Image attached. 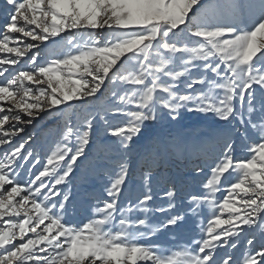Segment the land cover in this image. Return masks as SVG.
<instances>
[{"label":"snow or ice","instance_id":"1","mask_svg":"<svg viewBox=\"0 0 264 264\" xmlns=\"http://www.w3.org/2000/svg\"><path fill=\"white\" fill-rule=\"evenodd\" d=\"M183 112L219 129L192 145L150 132ZM44 115L57 132L42 162L16 138ZM170 157L183 177L154 172ZM85 161L106 182L73 223L68 185ZM205 210L198 238L154 239ZM0 264H264V0H2Z\"/></svg>","mask_w":264,"mask_h":264},{"label":"rangeland","instance_id":"2","mask_svg":"<svg viewBox=\"0 0 264 264\" xmlns=\"http://www.w3.org/2000/svg\"><path fill=\"white\" fill-rule=\"evenodd\" d=\"M0 7H2V0H0ZM105 97H101L99 103L104 102ZM46 119L45 121H42ZM40 120L42 125H32L26 128V131L22 133L16 140L26 138L27 136L32 137L31 146L36 149L40 154L41 161H45L46 154L49 148L52 146V142L55 139L57 132V122L52 116L45 115L43 119ZM38 123V122H35ZM34 123V124H35ZM219 129V125L213 120L212 116L209 115L204 117L198 113H187L183 112L181 118L175 122H169L167 119L160 121L156 126L150 129V132L155 136L161 137L163 139L175 138L181 140L189 145L197 143L199 140L203 139L207 141L209 139V134L214 133ZM99 137H103V133H98ZM148 143L141 142L136 145L133 153L130 157L131 166L134 169L133 180L135 184H129V189L126 191L127 196L130 191H139V173L140 168L144 164L146 157V150ZM209 148L215 153H218L220 148L215 142L209 143ZM235 155L237 157L244 155V150L242 145H237L235 149ZM87 161H85L84 167L77 172L74 181L70 182L68 187L72 192V202L69 206V219L73 223H80L84 221L90 214V208L94 202V197H100L103 193L104 184L106 182V177L97 175L96 173H89L85 176L84 169L87 167ZM39 167V166H38ZM154 172L160 173H172L176 175L184 176L187 168L183 166L181 161L176 160L174 157H170L168 161L160 168L156 169L154 167ZM207 168H205V173L199 175L195 181L191 177H188V185L185 190H189L193 185L199 186L204 180L207 174ZM166 187L163 180L159 182H154L153 193L154 201L157 206H165L167 201L163 199L164 188ZM223 195V193H218V196ZM178 209L181 207V200L177 199ZM211 215V212L205 210L203 216L197 218L195 222L191 219L186 222V224L175 231L173 234L170 231H164L154 238L157 242L164 245H171L174 243H187L193 238H198L200 235L199 225L201 220L206 219ZM154 221H159L163 219L162 214L155 213L153 217ZM243 248V238L240 247L235 250V255L239 256Z\"/></svg>","mask_w":264,"mask_h":264},{"label":"bare ground","instance_id":"3","mask_svg":"<svg viewBox=\"0 0 264 264\" xmlns=\"http://www.w3.org/2000/svg\"><path fill=\"white\" fill-rule=\"evenodd\" d=\"M44 116H45V115H44ZM44 116H43V117H44ZM43 117H42V118H40V119H38V120H36L35 122H38V123H35V122H34V123H35L34 125H38V124L42 125V124H41V122L46 120V119L42 120V119H43ZM40 120H42V121H41V122H39Z\"/></svg>","mask_w":264,"mask_h":264}]
</instances>
